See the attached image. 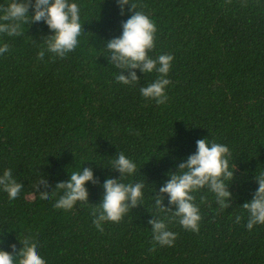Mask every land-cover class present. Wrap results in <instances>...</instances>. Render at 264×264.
I'll use <instances>...</instances> for the list:
<instances>
[{
	"label": "trees",
	"instance_id": "1",
	"mask_svg": "<svg viewBox=\"0 0 264 264\" xmlns=\"http://www.w3.org/2000/svg\"><path fill=\"white\" fill-rule=\"evenodd\" d=\"M77 2L85 31L64 58L37 56L51 34L43 20L24 23L18 36H0L9 49L0 54V174L8 169L21 184L13 200L0 190V249L15 254L27 237L46 264H264V225L248 230L241 207L264 170V0H130L156 25L148 55H173L162 104L139 92L156 73L135 69L138 84L122 86L105 57L130 5L121 13L116 0ZM201 138L229 148L232 200L220 208L200 189L193 193L199 231L173 220V245L154 244L148 221L171 215L158 212L154 198L174 210L159 188ZM120 153L137 165L122 182H142L143 197L98 230L93 209L105 179L121 178L110 168ZM79 168L93 172L87 202L58 210L59 193L40 198L45 184L51 191Z\"/></svg>",
	"mask_w": 264,
	"mask_h": 264
},
{
	"label": "clouds",
	"instance_id": "2",
	"mask_svg": "<svg viewBox=\"0 0 264 264\" xmlns=\"http://www.w3.org/2000/svg\"><path fill=\"white\" fill-rule=\"evenodd\" d=\"M116 3L121 13L125 5H130L131 14L122 23L121 34L106 43L105 57L119 70L115 79L122 86H136L139 78L135 69H139L144 76L156 73V78L139 87V92L143 97L162 104L167 99L166 89L170 85L168 74L173 55H148L154 48V21L144 11L134 10L136 5L130 3V0H116ZM29 7L32 9L30 17ZM29 20H43L51 33L37 52L39 58H43L46 52L64 58L80 47L85 29L82 26L81 7L77 0H7L6 4H0V36H18L22 31L21 26ZM8 50V44L0 39V54ZM124 72H127V75H124ZM228 157L229 148L225 144L201 138L196 141L195 152L180 163L178 170L166 174L168 179L159 188V192L167 194L168 203L174 206V210L163 207L162 196L154 198V206L158 212L171 213L170 216H153V219L148 221L154 244L173 245L176 233L168 227L173 220L178 221L186 230L194 233L199 231L201 216L193 193L200 189H207L220 208L229 205L232 194L228 188L234 173ZM110 168L117 171L121 178H106L102 184V198L93 209V224L98 230H102L104 222H119L143 197L142 182H122L123 177H132L137 171V165L132 159L120 153L111 161ZM68 175L66 181L57 183L51 191L48 190L47 184L45 190H39L43 178L36 181L41 199L50 200L59 193L58 198L54 200L55 209L70 210L78 202H87L85 185L87 182H93L92 170L79 168ZM255 181L257 187L251 200L245 201L241 206L247 214L245 227L248 230H252L254 225H264V170L256 172ZM20 189L21 184L15 180L10 170H3L0 174V190L7 193L8 199H15ZM236 219L239 221L240 216ZM19 242H22L23 247L18 252H15L14 244L9 245L15 254L0 249V264H46L34 242L27 237Z\"/></svg>",
	"mask_w": 264,
	"mask_h": 264
}]
</instances>
